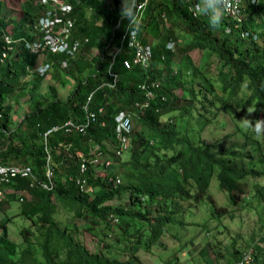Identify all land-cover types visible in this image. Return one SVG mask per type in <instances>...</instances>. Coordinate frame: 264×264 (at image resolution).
<instances>
[{"label":"trees","instance_id":"trees-1","mask_svg":"<svg viewBox=\"0 0 264 264\" xmlns=\"http://www.w3.org/2000/svg\"><path fill=\"white\" fill-rule=\"evenodd\" d=\"M67 3L73 20L70 39L81 44L73 57L33 55L21 42L0 60V165L28 167L32 178L16 177L0 185V264H141L135 255L159 242L173 214L183 207L207 203L215 215L207 195L214 175L231 206L244 201L240 181L264 176V168L255 169V163L264 166V138L259 133L264 127V0H243L238 21L221 9L215 28L195 10L197 0H148L135 30L140 44L151 50L145 69L123 66L134 52L121 41L128 25L118 17L120 0ZM6 8L10 11L3 17ZM44 12L36 0H0V55L5 35L32 42L33 27ZM93 50L97 54L91 57ZM204 50L209 55L198 69L190 54ZM38 62L49 65L52 79L62 73L74 81L64 100L57 98L54 87H47V95L40 93L39 78L50 70L39 76ZM29 70L34 79L24 81ZM25 98L22 118L12 121L14 107ZM120 113L130 123L128 134L122 132L129 139L126 160V151L116 156ZM221 114L235 120L243 116L246 125L261 124L255 129L253 123L250 138L244 136L250 126L235 124L241 143H229L227 135L205 142L201 132ZM66 122L83 131H67L62 127ZM195 122L200 126L193 129ZM97 154L111 162V170L104 163L87 164L83 178L93 193H83L76 186L81 161L88 163ZM49 180L52 188H42ZM10 202L19 204L16 215L4 212ZM57 208L71 214L74 222H84V231L103 251L90 253L78 229L55 218ZM16 217L30 224L20 230L18 244L8 237V225ZM232 239L226 252L230 260L251 253L252 264H264V235L256 243L251 240L246 250ZM206 245L223 256L213 251L217 243ZM113 251L120 257L109 256ZM205 251L201 249L200 258L206 257Z\"/></svg>","mask_w":264,"mask_h":264},{"label":"rangeland","instance_id":"rangeland-1","mask_svg":"<svg viewBox=\"0 0 264 264\" xmlns=\"http://www.w3.org/2000/svg\"><path fill=\"white\" fill-rule=\"evenodd\" d=\"M13 10L14 8H12V11ZM3 13L7 15L8 11L5 10ZM168 46L171 49L173 44H169ZM96 54L97 52L93 50L91 57ZM208 55L209 52L207 50L202 52L193 51L190 54V59L194 66L201 69ZM41 64L42 63L38 62V67L41 66ZM29 72L30 73L24 81H31L34 79V74H32L33 71L29 70ZM52 75L53 70H50L46 76L39 78L38 89L40 93L47 95V87H54L57 90V98L64 100L72 90L74 81L68 76H64L62 73L58 79H52ZM26 108L27 98L22 100L19 106L14 107L12 121H19ZM168 119H172L171 116ZM246 122L248 121L244 119L243 116L238 115V119L235 120L233 117L228 118V116L226 117L221 114L215 122L210 123L203 129L200 137L202 140H205V142L211 143L227 135L226 137L230 140L229 143H241L242 139L236 131L235 124H239V126L243 128H245V126L251 127L248 135L247 133L244 135L247 138H250L252 130L258 129L261 124L258 122H249V125H246ZM252 125L255 129L252 128ZM198 126H200V123L195 122L191 128L195 129ZM182 127L183 126L180 125V129H182ZM259 133H262L264 138L263 126L259 128ZM262 140L261 138H257L258 142H262ZM253 154L254 157L257 158L259 152L256 151ZM261 155L264 156V154ZM123 159H128L127 151L124 153ZM248 163L250 162L248 161ZM100 164H103V159H100ZM245 166L248 169L250 168L246 163ZM109 167L110 166H107V168ZM262 168H264L263 165L255 163L256 170L260 171ZM109 170H111V168H109ZM98 173L102 174L101 171ZM117 173L120 174L121 171L119 170ZM239 187L244 189L245 194L242 196L244 201L237 204V206H231L228 202L226 193L219 190L218 181L216 175H214L210 180L207 195L211 197L214 202L215 209L217 210L215 215H211L213 211L211 205L207 203L196 205L191 202L190 206L186 208L183 207V210H180L179 213L173 214L171 224L166 227L167 233L163 234L159 242L157 241L152 245L148 251L140 250L135 255L138 262L141 264H175L176 262L177 264H227L228 255L226 252L229 250L227 247L231 240H234L232 238H237V248L241 250H246L251 240L253 243L258 242L259 237L264 235V176L257 179L249 177L244 182L240 181ZM257 189L259 190L257 191ZM112 204H117V202H113ZM4 209V212L8 216L16 215L19 212V204L18 202H10L9 206H5ZM221 210H224V212ZM55 215L57 220L61 222L66 221V225L69 229L73 227L78 229L77 236L90 253H98L101 250L102 246L84 231V227H86L84 222H74L69 218L71 214L60 208L56 209ZM216 216L219 217L218 219L220 222H218ZM2 217L3 215L0 213V219ZM29 226L30 224L28 221L22 217H16L8 225L9 239L16 244L20 243L22 239L19 234L20 230ZM261 227L262 229L260 230ZM146 242L147 241H144L143 243ZM106 243L109 244V242ZM207 243L208 245H216L217 243L213 251L217 254L221 252L223 256L214 255L206 245ZM260 246H262V244H260ZM201 249L206 250L205 254L207 253V255L204 258H200L199 253ZM249 250L250 249L247 251ZM101 251H103V249ZM109 256H117L119 258L120 254L113 251L112 255L109 254Z\"/></svg>","mask_w":264,"mask_h":264},{"label":"built area","instance_id":"built-area-1","mask_svg":"<svg viewBox=\"0 0 264 264\" xmlns=\"http://www.w3.org/2000/svg\"><path fill=\"white\" fill-rule=\"evenodd\" d=\"M257 1L258 0H251V3H255ZM147 2L148 0H142V2L136 1L137 8L134 9V11L138 12V20L141 17L142 11L144 10ZM242 2L243 0H220V5L226 17L238 21L241 18L243 12ZM36 4L41 6L45 12L41 17L38 18L36 24L33 27V41L29 42L24 39L22 41H14L10 36L5 35L3 38L5 45L3 47V52L0 55L1 61H3L8 56L9 51L12 50L13 44L17 45L21 42L24 43L25 50L33 55L46 52L48 54H65L68 57H73L78 52L81 44L78 41H72L70 39L73 20L70 18L71 7L67 3V0H36ZM121 41H125L127 43V47L134 52V57L130 62L124 61V68L129 69L131 66H140L143 69L147 68L151 57V50L149 46L140 44V42L137 40L136 31H132L127 27L124 31ZM64 66L65 62L62 63V67ZM49 70V65L45 64L39 66L36 69V72L39 74V76H43ZM89 99L90 96L87 101H89ZM116 122V138L119 141L120 147V150L116 152V156L119 157L121 152L126 151L129 147V139L127 135H122V132L128 134L130 130V123L128 116L125 113H120L116 118ZM62 127H66L65 129L67 131H69L71 128L78 131H83V127L74 126L71 122H66ZM51 131H56V129L54 128ZM97 163H100L98 154L95 158L88 161V163L82 159L79 169L81 177L76 180V186H78L81 192L87 194L93 193V190L88 187L86 180L83 178V175L85 174L86 168L88 167L87 164L95 165ZM103 163L105 164V167H107L111 162L107 160L106 162L103 161ZM50 171L51 170L47 169L45 175L47 179H50ZM16 177L31 178V171L28 167H9L0 165V185L8 184L11 179ZM113 183L117 185L119 184V180L115 178ZM42 188L51 189L52 184L50 183V180L48 186L43 185ZM1 196L2 192L0 191V197ZM111 219L112 217L109 216L108 221L110 223L112 222ZM111 224H113V222ZM251 258L252 257L249 253H245L240 261H235V263L232 262L231 264H252Z\"/></svg>","mask_w":264,"mask_h":264},{"label":"clouds","instance_id":"clouds-1","mask_svg":"<svg viewBox=\"0 0 264 264\" xmlns=\"http://www.w3.org/2000/svg\"><path fill=\"white\" fill-rule=\"evenodd\" d=\"M136 8V0H120L118 17L122 21H127L128 28L132 31L137 30V25L139 23L138 12L134 11ZM196 9L199 14L207 16L210 28H215L220 24V0H197ZM249 254L251 255V253ZM251 256H253V254ZM232 262L235 261H231L228 264Z\"/></svg>","mask_w":264,"mask_h":264},{"label":"crops","instance_id":"crops-1","mask_svg":"<svg viewBox=\"0 0 264 264\" xmlns=\"http://www.w3.org/2000/svg\"><path fill=\"white\" fill-rule=\"evenodd\" d=\"M9 5V4H8ZM10 9L12 8V7H9ZM10 9H8V8H6V11H8V14H9V11H10ZM15 9V8H14ZM16 9H17V7H16ZM8 14L6 15V14H4V13H2V16L3 17H7L8 16ZM18 14V13H17ZM16 13H15V15H17ZM42 65V64H41ZM232 260H230L229 258H228V260H227V264L228 263H230Z\"/></svg>","mask_w":264,"mask_h":264}]
</instances>
